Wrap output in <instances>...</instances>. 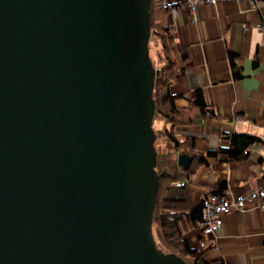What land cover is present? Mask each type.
<instances>
[{
  "label": "water",
  "instance_id": "water-1",
  "mask_svg": "<svg viewBox=\"0 0 264 264\" xmlns=\"http://www.w3.org/2000/svg\"><path fill=\"white\" fill-rule=\"evenodd\" d=\"M151 1L0 0V264H191L153 231Z\"/></svg>",
  "mask_w": 264,
  "mask_h": 264
},
{
  "label": "crops",
  "instance_id": "crops-1",
  "mask_svg": "<svg viewBox=\"0 0 264 264\" xmlns=\"http://www.w3.org/2000/svg\"><path fill=\"white\" fill-rule=\"evenodd\" d=\"M180 1L165 0L164 7ZM253 4L251 0L200 3L195 13L184 7L168 13L160 8L173 26L176 44L189 52L185 71L174 79L171 91L179 95L180 109L196 113L194 123L177 124L175 133L181 139L192 138L194 149L207 155L209 163H200L191 175V188L202 194L221 182L234 194L264 185L263 141L251 147L246 158L235 159L228 153L234 131L264 140V0L257 7ZM196 88L203 89L215 116L193 108L186 96H193ZM210 150H217L218 156H208ZM261 202L254 198L243 211L223 214V226L215 235H204L199 221L183 237L193 247L215 239L217 249L203 252L225 264H264Z\"/></svg>",
  "mask_w": 264,
  "mask_h": 264
},
{
  "label": "trees",
  "instance_id": "trees-1",
  "mask_svg": "<svg viewBox=\"0 0 264 264\" xmlns=\"http://www.w3.org/2000/svg\"><path fill=\"white\" fill-rule=\"evenodd\" d=\"M165 0L151 1L152 32L149 42L150 56L157 67L154 98L156 101V118L163 121L160 127L154 129L157 139L163 137L166 149L157 147V166L159 173V187L153 219V231L158 246L166 252H174L191 264H225V262L211 254L213 251L206 247H193L188 239L183 237L184 231L202 220L204 194L191 188V175L200 163L207 164V155L196 151L192 138L181 139L175 133V126L179 123H191L197 120L196 113L186 112L178 107L176 100L179 95L171 91L174 79L185 71V64L189 59V52L176 44L173 26L167 22L166 14L160 12ZM166 12L170 11V7ZM233 55V54H232ZM233 57V56H232ZM185 96V95H184ZM193 108L204 113V116H215L214 109H210L202 88H196L193 96H186ZM157 128V129H156ZM262 138L247 132H232L228 153L235 159L246 158L251 147L262 143ZM157 142V140H156ZM180 153L193 156L188 169L179 162ZM208 156H218L217 150H210ZM227 188L226 182H221L211 192L223 193ZM204 251V252H203Z\"/></svg>",
  "mask_w": 264,
  "mask_h": 264
},
{
  "label": "built area",
  "instance_id": "built-area-1",
  "mask_svg": "<svg viewBox=\"0 0 264 264\" xmlns=\"http://www.w3.org/2000/svg\"><path fill=\"white\" fill-rule=\"evenodd\" d=\"M221 1L231 0H182L179 3L173 4L170 9L178 11V9L184 7L195 13L200 3L217 4ZM251 1L254 3L253 6L257 7L258 3L263 0ZM262 17L261 27H264V12ZM254 198H261V208L264 210V185L245 194H234L228 188L223 193L208 192L204 198L202 220L200 221L203 234L207 236L215 235L223 226V214L230 211H243L246 208V203ZM200 244V246L207 249H217L218 247L215 239L206 240Z\"/></svg>",
  "mask_w": 264,
  "mask_h": 264
},
{
  "label": "rangeland",
  "instance_id": "rangeland-1",
  "mask_svg": "<svg viewBox=\"0 0 264 264\" xmlns=\"http://www.w3.org/2000/svg\"><path fill=\"white\" fill-rule=\"evenodd\" d=\"M163 121L160 120L159 118H156L155 122H154V125L155 127H160L162 125ZM157 129V128H156ZM156 147L159 149V150H165L167 145H166V142L164 140L163 137H159L157 139V142H156ZM157 231H156V237H157ZM194 246V245H193Z\"/></svg>",
  "mask_w": 264,
  "mask_h": 264
}]
</instances>
